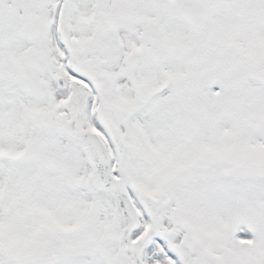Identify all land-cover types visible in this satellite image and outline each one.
<instances>
[{
	"label": "snow or ice",
	"instance_id": "6c2138e0",
	"mask_svg": "<svg viewBox=\"0 0 264 264\" xmlns=\"http://www.w3.org/2000/svg\"><path fill=\"white\" fill-rule=\"evenodd\" d=\"M0 264H264V0H0Z\"/></svg>",
	"mask_w": 264,
	"mask_h": 264
}]
</instances>
